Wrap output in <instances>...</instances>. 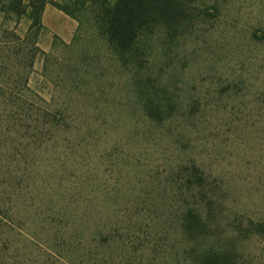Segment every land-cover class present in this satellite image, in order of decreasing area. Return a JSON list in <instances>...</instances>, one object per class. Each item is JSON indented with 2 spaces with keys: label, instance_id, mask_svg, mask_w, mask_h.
I'll use <instances>...</instances> for the list:
<instances>
[{
  "label": "rangeland",
  "instance_id": "obj_1",
  "mask_svg": "<svg viewBox=\"0 0 264 264\" xmlns=\"http://www.w3.org/2000/svg\"><path fill=\"white\" fill-rule=\"evenodd\" d=\"M188 2L175 29L160 17L123 57L91 19L79 27L47 4L37 36L49 56L28 84L72 128L58 176L87 196L112 182L125 216L156 228V252L173 247L171 264H200L211 251L219 264H264V234L252 224L264 223V0ZM151 103L160 119L147 118ZM186 166L198 170L188 185ZM190 208L205 224L194 234L181 222Z\"/></svg>",
  "mask_w": 264,
  "mask_h": 264
},
{
  "label": "trees",
  "instance_id": "obj_2",
  "mask_svg": "<svg viewBox=\"0 0 264 264\" xmlns=\"http://www.w3.org/2000/svg\"><path fill=\"white\" fill-rule=\"evenodd\" d=\"M47 4L75 18L79 27L91 19L121 57L136 50L160 17L175 29L193 9L188 0H0V46L12 47L0 55V264H171L173 247L156 252V228L142 216H125L123 200L111 193L112 182H103L96 197L81 195V182L58 176L56 165L65 155L72 128L28 84L36 62L49 56L37 36ZM22 19L30 20L24 34L17 31ZM146 111L149 120L160 119L156 104ZM194 167L182 169L186 185L197 176ZM181 222L188 234L205 225L197 208L187 210ZM252 224L264 234L263 222ZM134 250L150 252L151 259L129 257ZM210 253L200 264H219L216 253Z\"/></svg>",
  "mask_w": 264,
  "mask_h": 264
}]
</instances>
